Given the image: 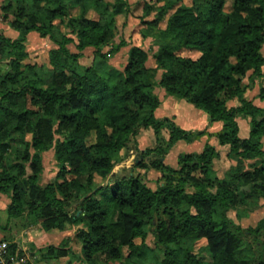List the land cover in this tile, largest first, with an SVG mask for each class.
Wrapping results in <instances>:
<instances>
[{"label":"trees","instance_id":"1","mask_svg":"<svg viewBox=\"0 0 264 264\" xmlns=\"http://www.w3.org/2000/svg\"><path fill=\"white\" fill-rule=\"evenodd\" d=\"M69 1L9 0L1 6L18 32L11 38L0 31V60L8 66L0 71V166L7 162L0 197L11 193L9 217H26L27 225L40 223L45 231L77 227L80 255L68 236L49 246L43 256L49 262L67 257L64 264H131L145 247L149 226L164 254L160 264H264V216L248 226L228 217L229 209L240 220L249 217L264 197V107L251 98L261 80L258 97L264 100V0H233L231 12L227 0H205L203 9L167 0L158 10L145 1L140 21L156 29L159 44L152 55L142 27L134 36L141 42L115 41L129 0H99L102 11L84 8L77 16H69ZM32 32L56 45L46 65L27 61ZM125 46L129 57L121 72L94 65L78 71L86 49L110 58ZM192 49L198 53H184ZM158 89L192 103L221 128L187 129L158 117ZM239 118L250 124L245 137ZM149 128L156 143L141 149L138 136ZM203 136L208 140L200 151L179 154L177 166L165 161L178 141ZM218 146L235 161L223 175L216 168ZM51 149L58 171L42 183V156ZM134 155L132 167L115 172ZM152 170L156 188L148 184ZM97 177L103 182L95 186ZM104 191L110 192L109 206L97 197ZM188 238L195 247L204 242L212 260L204 263L182 247Z\"/></svg>","mask_w":264,"mask_h":264},{"label":"rangeland","instance_id":"2","mask_svg":"<svg viewBox=\"0 0 264 264\" xmlns=\"http://www.w3.org/2000/svg\"><path fill=\"white\" fill-rule=\"evenodd\" d=\"M150 2L154 6H156L157 10L159 7L167 2V0H129L131 5V9L129 14H124L119 17V33L115 39L116 43H118L122 38L127 40H131V43L141 42L140 39H135L134 36L138 30L141 29L146 32L149 37L145 41V47L150 51L151 55L157 51L159 48V44L157 43V38L155 36L156 29L151 26H142L140 21V16L143 14V5L144 2ZM182 3L186 6H191L196 4L200 9H203L205 5V0H181ZM9 0H0V31L3 32L6 36L11 38H16L18 36V32L15 31L10 24V18L4 17V12L2 11V7L4 4H8ZM70 9L69 16H77L84 9H98L100 11L103 10V3L99 0H70ZM15 8L9 11V16L13 17L16 13L17 5H14ZM225 10L231 12L233 10V0H227L225 5ZM110 16V14H109ZM169 17V12L164 13V19L160 23L161 27L166 26L167 18ZM27 47L29 50V58L27 61L29 62H37L39 64H48L49 59V51L56 47L55 43L50 39L41 37L37 32H32L30 34L29 41L27 43ZM72 51H77L74 44L70 45ZM129 48L130 46L123 47L116 55L105 58L100 56V54L96 53L94 48H88L85 50V54L82 58H80L77 62V68L79 72H83L87 67L94 65L100 69L109 70L112 73L121 72L125 64L128 61L129 57ZM109 49L108 46L104 47V51ZM186 55H196L198 53L197 50H186L184 52ZM264 53V48H263ZM153 63L152 59L149 64ZM8 66L6 61L0 60V71L7 70ZM161 72L158 77H160ZM245 83H249L248 76L244 78ZM260 83L261 80H258L254 85L251 98H253L254 103L264 107V100L258 97L260 91ZM162 90H164L162 88ZM159 90L160 97L164 101L162 109H159L158 116L164 117L169 115L175 122L182 125H187L197 116L196 114L201 112L199 108L195 107L192 103H188L186 100L166 95L165 90ZM163 112V113H162ZM177 113L178 121L176 116L173 114ZM99 116L101 119V123H105L107 121L106 112H99ZM201 123L197 126L189 124L192 129L193 127H198L196 130H209V131H217L221 128V123H209V121H205V117H198ZM240 124V135L245 137L248 135L250 130V124L248 120L244 118H239ZM183 127V126H182ZM150 130V131H149ZM145 130L138 136L139 147L144 149L148 146H153L156 143L155 133L152 129ZM152 131V132H151ZM200 142L196 141V143H189L185 140L178 141L168 153L165 161L172 166L178 165V157L179 154L185 152H193L200 151L202 149V144L206 141L207 136ZM211 142L215 143V140L212 139ZM222 156L220 159L216 161V168L219 170V173L223 175L225 170L233 163L234 160H231L227 157V147H220ZM43 164H44V177L42 179V183H45L47 180L53 179L58 171L57 161L55 159L54 149H51L45 152L42 156ZM137 161V157L134 155L128 158L125 162L118 165L115 168V172L121 171L125 167H132L134 163ZM247 162V161H246ZM6 160L4 163H1L0 171L3 166L6 164ZM29 172L31 169H28ZM122 173H126L123 171ZM157 176L158 173L154 170L148 173L147 178L149 179L148 184L152 188L157 187ZM103 180L99 177L96 178L95 186L101 184ZM107 182V181H106ZM107 184V183H106ZM214 189V186H211ZM105 206H109L111 204V196L109 191L100 192L97 196ZM11 203V193L2 194L0 197V224L2 226L8 225L7 228L0 227V264H64L68 260V258H62L58 260H53L52 262L44 260V254H50L51 250L49 246H60L64 239L68 236L70 237V245L71 248L80 255L81 253V242L77 239L75 235L76 226L67 225L64 230L59 229H50L45 231L40 223H32L31 225H27L26 217H9L7 213V207ZM259 208L254 211L249 217L240 220L237 217V212L234 209L228 210V217L232 219L235 223H241L244 226L253 225L258 219L264 216V197H261L259 200ZM117 216L116 209L112 211L111 218L115 219ZM148 237L145 244V247L142 253L139 256H134L130 259L131 264H160L162 259L164 258L163 252L157 247L155 243V237L151 232L149 226H147ZM195 239L188 238L182 242V247H189L192 251L198 254L201 260L205 262H209L212 260V253L208 248H203L204 242H199L198 245L194 246ZM5 243V245H3ZM15 245V248L13 247ZM4 248V249H3Z\"/></svg>","mask_w":264,"mask_h":264},{"label":"crops","instance_id":"3","mask_svg":"<svg viewBox=\"0 0 264 264\" xmlns=\"http://www.w3.org/2000/svg\"><path fill=\"white\" fill-rule=\"evenodd\" d=\"M16 31V30H15ZM163 104H164V101L162 100V104H161V106L159 107V109H162V106H163ZM159 109L157 110V112H156V114H157V116H158V114H159ZM200 111L201 112H199V113H197L196 115L197 116H195V118H193V120L189 123V124H191V125H195V126H197V125H199L200 123H201V121L199 120V116H204L205 117V121H209V123H210V119H209V117H208V114L207 113H205L203 110H201L200 109ZM163 113V112H162ZM174 116H176V118L175 119H177V121H178V115H177V113H174L173 114ZM168 117H169V115H167ZM158 117H160V116H158ZM165 117V116H164ZM215 123H217V122H215ZM188 124V126L187 125H182L183 127H185V128H187V129H190L191 127H189L190 125ZM196 129L198 128V127H195ZM194 127L192 128L193 130H196ZM149 129H152V128H149ZM149 129H147V130H149ZM153 130V129H152ZM150 131V130H149ZM154 131V130H153ZM152 132V131H151ZM205 137L203 136L202 138H200V139H198V140H196V141H202L203 139H204ZM196 141H194V142H192V143H196ZM205 143H206V141L202 144V148L204 147V145H205ZM199 151V150H198Z\"/></svg>","mask_w":264,"mask_h":264},{"label":"built area","instance_id":"4","mask_svg":"<svg viewBox=\"0 0 264 264\" xmlns=\"http://www.w3.org/2000/svg\"><path fill=\"white\" fill-rule=\"evenodd\" d=\"M3 245H5V243H3ZM1 249H2V247H1ZM1 249H0V250H1ZM3 249H4V248H3Z\"/></svg>","mask_w":264,"mask_h":264}]
</instances>
